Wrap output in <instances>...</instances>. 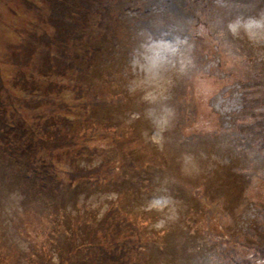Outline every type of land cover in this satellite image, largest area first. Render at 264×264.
<instances>
[{
	"label": "rangeland",
	"instance_id": "374dc122",
	"mask_svg": "<svg viewBox=\"0 0 264 264\" xmlns=\"http://www.w3.org/2000/svg\"><path fill=\"white\" fill-rule=\"evenodd\" d=\"M24 1L0 0V131L15 126L3 133L8 139L27 136L25 105L46 88L40 52L59 55L38 40L51 33L35 16L46 2ZM100 2L92 8L105 17L93 11L84 33L99 46L87 71L69 67L49 81L59 84L61 101L72 100L70 113L84 98L96 102L72 129L93 131L109 152L47 162L58 174L43 181L22 177L28 159L21 163L0 141V264L56 258L48 233L71 237L77 223L79 230L112 207L132 226L125 264H264L237 243L253 237L255 206L264 205V0ZM33 152L50 160L45 148ZM104 154L106 170L95 183L67 177L69 163L89 170Z\"/></svg>",
	"mask_w": 264,
	"mask_h": 264
},
{
	"label": "trees",
	"instance_id": "16d2710c",
	"mask_svg": "<svg viewBox=\"0 0 264 264\" xmlns=\"http://www.w3.org/2000/svg\"><path fill=\"white\" fill-rule=\"evenodd\" d=\"M44 1L46 2L45 11L42 13H35V16L38 19H41L44 25L50 28L51 33H42L38 37V40L42 42L43 46L46 48L53 47L59 52V55L54 58L47 55V50H42L43 52H40V55H43V62L40 67L37 68V74L45 78L47 77L48 82L45 83L47 84L46 88L41 90V92L38 91L34 94L32 100L27 101L25 105V109L29 114L28 116L31 119L29 123V127L31 128L26 132L27 136L24 137L21 135L22 138L20 139L19 137H16L17 134H13L11 139L3 138V136H6L3 133L7 129L8 132L15 129L14 125H8V128H4L3 132L0 131V141L4 139L7 141L9 147L5 148L8 149L9 153L14 152L16 159H22L21 163H23L24 158L28 159L27 162H25L27 164L22 177L25 179H32L36 176L43 179V181L46 178L47 180L51 179L52 181L55 179L53 177L54 173L58 174V172L55 171L52 173L47 171V162L50 166L54 167L55 161H62L65 157H69L70 154L79 156L95 152L100 153L102 157L104 151H109L105 150L106 148L103 143H100L101 137H96L93 131H86V129L76 131L72 129V123L74 121H84V119L87 118L88 107H92L96 102L84 98L82 99V102L90 105L85 106L83 104L79 107L80 109L78 111H75L77 114L75 112V114L70 113V106L74 105L72 100L66 98V100L62 99L61 101V95H59L60 91L59 89H56L57 87H60L59 84L55 81H49L53 75L60 76L63 73L68 72V69L70 68V70H73V67L75 71H87L86 68L89 66L88 64L91 60L89 52L92 51V54L93 52L95 53L99 51V46L93 45V43H91V38V42L89 40H84V33H88H86V30L89 28L87 25L88 18L91 16L90 14L93 11H96L92 6L95 8V5H100L101 2L100 0ZM24 3L28 7L31 6H29L27 0H25ZM102 6H104V4ZM97 12V15H100V20L102 21L105 14L100 11H96V13ZM98 27L100 28L101 26L98 25ZM105 33V30L100 31L99 37L104 36ZM73 48H83V54L79 55L76 52L69 53L68 50H73ZM9 57V59L15 58L17 61L15 54L11 53L9 54ZM22 58V61L19 63L26 65L28 59L26 57ZM76 60L81 62L80 66L73 65ZM262 67L264 66L262 65ZM17 77L18 75L15 76V78ZM31 77L32 76L30 75L26 77L27 80H30V85L32 82H35L33 81L34 78ZM1 82L2 79L0 77V86ZM258 84H261L264 89V81H260ZM32 86L33 85L30 87L32 88ZM25 87H28V85ZM2 88H5L3 83ZM25 91L26 89L24 88L23 92ZM47 92H49V94L55 93L57 99L53 100L51 96L47 95ZM262 100L264 102V97H262ZM257 101L258 99H254L252 102H249L248 105H252ZM83 111L85 114L82 113ZM258 121H261L259 124L264 125V117ZM239 126L240 128L242 127L240 124ZM1 127L2 126H0V128ZM3 127H5V124H3ZM93 133L94 135H92ZM16 140H18V143L13 146L11 143ZM41 148L47 149V155L50 157L49 161H41L38 155L31 156L33 151H38ZM47 155H45L46 159L48 158ZM105 159L106 161L108 159L106 154H104L102 161L100 158L98 164L93 165L89 170L84 169V166L69 163L68 167H70V171H67V177H70L71 180H75L72 183H76L77 185L83 182L84 184L91 182L95 183L96 180H98L97 176L99 175V172L106 170L107 164H105ZM45 173H47V177L45 176ZM106 180L109 181L110 177ZM255 207L256 215H254L253 218V226H255V229L252 230L250 226L248 228L250 233L253 234V237L248 242L241 240L237 243L239 247L252 248L255 259H264V205ZM114 212L115 207H112L101 219L88 220L86 224L81 227L83 228L82 230L80 227L79 230L77 229V223L75 225L76 227L73 228L71 237L57 232L54 233V235L48 233L52 238L50 243L51 248H53L54 251L53 254H56V258L50 256V254L46 255L42 253V255H44L43 259L37 261L36 264H78L79 262L75 259V255L84 249L88 252L90 251V254L85 257V259H82L80 264H116V262L117 264L118 262L119 264H125V262L122 261V258L127 251V245L130 241L128 238L129 229H131L132 226L130 223H122L123 220L115 217L116 213ZM119 227H121L122 230L127 231H125L126 234L122 237L117 233V230L120 229ZM116 239L118 240L116 241ZM234 239L237 240L236 237ZM128 249L131 250V247ZM0 260H2V256H0ZM235 262L237 261H234V263ZM237 264L239 263L237 262Z\"/></svg>",
	"mask_w": 264,
	"mask_h": 264
}]
</instances>
